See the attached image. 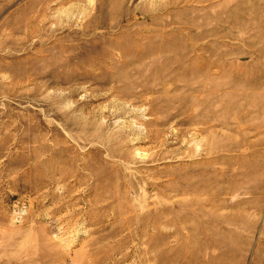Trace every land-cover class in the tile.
<instances>
[{"label":"rangeland","instance_id":"rangeland-1","mask_svg":"<svg viewBox=\"0 0 264 264\" xmlns=\"http://www.w3.org/2000/svg\"><path fill=\"white\" fill-rule=\"evenodd\" d=\"M0 264H264V0H0Z\"/></svg>","mask_w":264,"mask_h":264}]
</instances>
